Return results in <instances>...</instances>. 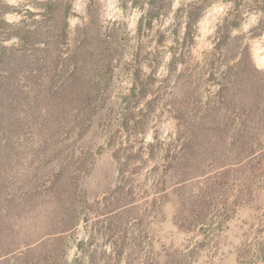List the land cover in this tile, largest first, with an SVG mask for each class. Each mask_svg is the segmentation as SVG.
I'll return each mask as SVG.
<instances>
[{
  "label": "rangeland",
  "instance_id": "374dc122",
  "mask_svg": "<svg viewBox=\"0 0 264 264\" xmlns=\"http://www.w3.org/2000/svg\"><path fill=\"white\" fill-rule=\"evenodd\" d=\"M0 264H264V0H0Z\"/></svg>",
  "mask_w": 264,
  "mask_h": 264
}]
</instances>
